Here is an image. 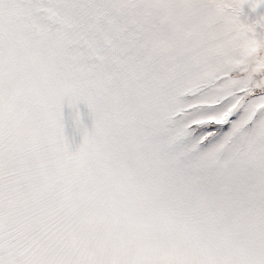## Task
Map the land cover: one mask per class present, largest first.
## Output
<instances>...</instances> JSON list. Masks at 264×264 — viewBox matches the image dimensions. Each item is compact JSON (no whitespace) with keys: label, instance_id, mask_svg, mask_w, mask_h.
I'll return each instance as SVG.
<instances>
[{"label":"snow or ice","instance_id":"snow-or-ice-1","mask_svg":"<svg viewBox=\"0 0 264 264\" xmlns=\"http://www.w3.org/2000/svg\"><path fill=\"white\" fill-rule=\"evenodd\" d=\"M0 264H264V0H0Z\"/></svg>","mask_w":264,"mask_h":264}]
</instances>
